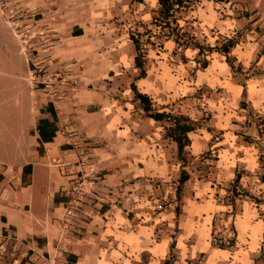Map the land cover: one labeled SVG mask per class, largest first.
<instances>
[{
	"label": "crops",
	"instance_id": "crops-1",
	"mask_svg": "<svg viewBox=\"0 0 264 264\" xmlns=\"http://www.w3.org/2000/svg\"><path fill=\"white\" fill-rule=\"evenodd\" d=\"M192 2L176 22L203 45L235 37L232 67L217 50L158 37V0H0V26L13 17L34 56L76 81L50 101L28 77L38 98L11 172L0 157V264H264V33L250 40L259 13L248 0ZM144 30L152 43L138 76L129 33ZM3 36L0 27L10 47ZM30 62L24 54L28 74ZM130 82L157 110L195 122L184 166L167 122L146 115ZM52 115L38 153L36 119ZM86 173L100 180L81 199L69 187Z\"/></svg>",
	"mask_w": 264,
	"mask_h": 264
},
{
	"label": "trees",
	"instance_id": "trees-1",
	"mask_svg": "<svg viewBox=\"0 0 264 264\" xmlns=\"http://www.w3.org/2000/svg\"><path fill=\"white\" fill-rule=\"evenodd\" d=\"M192 0H158L157 14L152 16V22L157 25V36L160 38H172L177 46L186 47L189 44L197 48L198 54L200 52L205 53L210 50H217L218 52L225 55L226 61L232 67V59L228 54L229 48L235 44L237 39L233 36L223 37L220 41L213 43L212 45H203L197 41H192L193 36L186 29L181 28L176 22L175 12L180 8H186L188 5L192 4ZM149 31L144 30L142 32H130L129 38L132 40L134 45V65L139 68L138 76L144 75L143 70V60L146 55V49L149 47ZM145 34V35H144ZM160 45V42L156 43ZM199 64L201 67L206 65L205 59H200ZM130 87L133 91V96L137 100L138 104L144 110L146 115L150 116L156 120L166 121L167 124L164 125L165 135L169 136L172 140L176 142L177 157L180 160V165L184 166L186 163V145L189 143V139L186 132L194 127L195 122L189 119L183 114H173L165 110H157L151 105L149 97L137 90L135 84L130 82ZM50 103L46 104V108L50 107ZM41 112V109H40ZM52 112V111H51ZM52 114V113H51ZM55 118H46L45 116H38L35 122V130L37 133V152L42 150V143L48 141L54 135L56 126L54 123ZM30 169V163L27 162L22 167L21 181L22 183L27 182V178L24 174H27ZM237 175V173H236ZM178 184L176 186V196H178L180 184L187 178V173L184 169L180 170L178 177ZM235 187V186H234Z\"/></svg>",
	"mask_w": 264,
	"mask_h": 264
},
{
	"label": "rangeland",
	"instance_id": "rangeland-1",
	"mask_svg": "<svg viewBox=\"0 0 264 264\" xmlns=\"http://www.w3.org/2000/svg\"><path fill=\"white\" fill-rule=\"evenodd\" d=\"M248 2V5L256 7L259 13L260 24L253 28L254 35L250 39L256 40L258 35L264 33V0ZM11 23L12 26H9L6 20H3L0 26L4 39L10 44V47L0 46V157L5 158L4 161L7 160L6 169L9 172L12 171L13 162L18 160V151L26 133L24 127L32 121V96L38 98V94L29 84L30 74L24 63V54L32 59V33L24 31L26 38L23 39L13 28L14 21ZM244 32L246 31L240 30L237 36H243ZM7 50H11L12 55L7 53ZM250 64L248 66H251Z\"/></svg>",
	"mask_w": 264,
	"mask_h": 264
},
{
	"label": "built area",
	"instance_id": "built-area-1",
	"mask_svg": "<svg viewBox=\"0 0 264 264\" xmlns=\"http://www.w3.org/2000/svg\"><path fill=\"white\" fill-rule=\"evenodd\" d=\"M9 16L11 17L10 11L8 10ZM9 21H14L13 28L16 30L18 34L21 35L23 39L26 38L25 33L20 28V24L17 20H14L13 17L9 18ZM32 59L27 57L30 62L29 73L31 77V82L34 88L38 89L47 100L56 99L62 92L63 88L66 84L74 78H70L69 71L67 68L63 69H52L48 66L44 65L41 61H39L34 53H31ZM71 84V83H70ZM100 180L99 173H86L79 176L74 177V180L69 187V192H76L81 199H84L85 196L90 195L93 192V189L98 185ZM238 196L241 194L240 189H236ZM41 264H51L50 262L41 263ZM189 264H202L201 259H195L191 261Z\"/></svg>",
	"mask_w": 264,
	"mask_h": 264
}]
</instances>
